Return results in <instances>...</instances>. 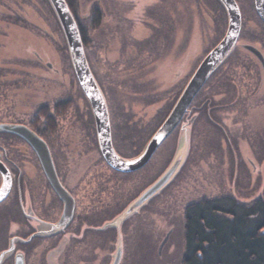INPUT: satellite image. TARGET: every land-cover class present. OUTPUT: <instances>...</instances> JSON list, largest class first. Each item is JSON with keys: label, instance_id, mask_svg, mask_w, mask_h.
Masks as SVG:
<instances>
[{"label": "rangeland", "instance_id": "1", "mask_svg": "<svg viewBox=\"0 0 264 264\" xmlns=\"http://www.w3.org/2000/svg\"><path fill=\"white\" fill-rule=\"evenodd\" d=\"M68 1L70 2V0ZM177 1L183 2V0ZM199 1L186 0L188 23L183 27L184 29L177 28L174 31V39L171 41L163 38L158 39V37H163L161 29H143V23L140 22L136 23L138 26L135 30H131L127 34L128 39L125 41L127 49H124L123 46L120 47L123 43L122 35H124L121 30H110L111 36H109L106 46L99 30L90 32V44H92L90 52L96 71L103 77L104 58L108 60L110 68L115 66V74L109 76V79L100 78V80L103 79L104 86H109L111 91L127 82L121 78L119 73L123 70L127 73L124 64L135 66L138 60V64L146 62L145 67L140 69L148 73L141 76L137 80L138 82L130 81L139 85L138 93L141 94L138 95L140 96L139 102L135 104L137 115L141 120L139 122L140 129L143 125L150 123L152 118L155 122L157 117L159 119L163 116L164 109L173 102L176 92L189 79L198 63L224 32L225 27L218 24L219 20L209 8L211 6L204 0L201 3ZM84 2L75 0V9L80 15L88 10L87 0ZM150 2L141 5V7L144 8ZM162 4L149 8L162 10L152 15V18L157 19L158 22H163L164 19L163 10L166 8ZM143 8L136 12L140 15L145 11ZM245 16L251 22L245 28L251 45L264 52V34L259 30L263 26H256L253 23L256 19L249 13ZM154 20L152 22H155ZM255 41L259 44H256ZM170 42L171 50L169 51L165 49V46ZM121 48L122 52L119 51ZM153 52L158 55L153 62L149 63L150 55H153ZM135 53L139 54V58L136 61L127 62V59H130L129 56L135 55ZM35 54H38L41 60L36 64ZM17 57L26 58L21 62L25 68L19 78L14 76L19 72L17 62L14 64L15 71H13L14 69L13 73L10 71V65L13 59L16 61ZM69 60L65 39L48 0H0V66H5L6 69H9L8 72H11L6 78L13 74L11 77L18 78L19 84L23 82L21 90L11 94L12 100L14 96L16 102L17 99L27 101L28 105L42 101L43 104H49L48 113L54 115L56 111L53 110V106L64 98L62 92L65 89L64 84L69 78L66 75L70 71ZM116 61L123 65L115 64L113 66ZM47 62L52 65L51 69L46 67ZM250 64L254 63L253 58L251 59L249 56L247 59L239 61L237 63L239 74L243 72V66L249 69ZM257 65L259 71H262L259 63ZM51 77H54V80H51ZM116 97L120 101L123 95L117 93ZM0 102H2L1 99ZM57 108L61 112L64 105H58ZM239 110H233L236 115L235 121L238 123L229 120L230 117L228 118L225 109L215 113L221 119L223 128L229 133L228 137H226V133L216 129L208 119L199 127L197 134L193 133L190 136V126L192 123L196 125L197 119L193 118L192 122L187 120L186 125H181L178 132L170 137L163 149L154 157L151 166L155 167L153 170L149 169L146 175L144 174V179L141 177L143 173H140L131 176L127 181L122 177L120 178L121 182H116L115 179L111 180V176L110 180H107L98 165L97 169L100 172L97 173V179L102 183L100 186L103 189L108 188L107 192L106 189L102 191L101 196H107L108 202L117 204L114 195L115 197L118 195L122 202L121 211L101 226L108 228L109 232L97 234L94 237L96 240H93L90 247L86 246L87 243L83 241L86 239L77 238L73 244L74 247L72 248L70 245L68 253H63L62 248L58 247L55 252L45 256L43 264H111L117 246H120L122 250L119 264H138L137 260L143 254H146L147 257L142 264H173L179 259L182 249V213L186 204L227 193L242 200H249L252 196L260 195L264 190V108L248 106L245 110ZM43 111L41 119L46 120L45 110L43 109ZM54 118L57 120L59 129L58 138L63 139L61 131L63 124L66 123L65 120L69 121L68 117L57 116ZM0 121H4L1 116ZM157 126L158 124H156ZM71 135L78 139L72 140L73 138L70 136V148H73L77 141L79 143L81 141L77 134ZM64 139L65 143L68 138ZM216 144H218V148ZM73 158L75 162H78V158L75 156ZM175 159L179 160L180 165L171 181L152 197V201L148 205L146 202L127 218L119 220V217L124 215L127 208L138 197V195L135 196L130 202L123 205L127 199V193H132L133 188L142 193L166 172ZM86 161L87 158L73 164L83 167L87 166L88 162ZM152 171H155L153 182L150 179L153 175L150 174ZM105 174L110 175V172L107 171ZM97 179L95 175L91 176V186L87 185L85 192L96 188ZM84 181L86 178L84 179L78 168L70 173V181L65 179L67 185L78 188L83 185ZM117 183L118 185H116ZM148 183L147 188H144V185L146 186ZM80 196H82V192H80ZM81 206L83 207V205ZM167 234L168 238L159 250V246ZM62 258L67 263H62Z\"/></svg>", "mask_w": 264, "mask_h": 264}, {"label": "flooded vegetation", "instance_id": "2", "mask_svg": "<svg viewBox=\"0 0 264 264\" xmlns=\"http://www.w3.org/2000/svg\"><path fill=\"white\" fill-rule=\"evenodd\" d=\"M150 1L87 0L88 10H85L83 15H80L75 9V0H70V3L65 0L78 30L81 28L85 31V40L82 46L86 62L106 104L112 147L118 156L123 159H132L142 153L158 127L170 113L189 79L176 92L173 102L164 109L163 116L159 119L157 117L155 122H153L154 118H152L150 123L143 125L140 129L139 122L141 120L137 115L135 104L139 102L140 96L138 95L141 94L138 93L139 85L130 81L138 82L137 80L141 76L143 77L148 73L140 69L145 67L146 62L138 64V60L135 66H126L124 64L127 73L124 70L119 73L121 78L127 80V82L119 85L116 90L111 91L109 86H104L103 79L100 80V78L109 79V76L115 74L114 65L122 63L116 61L113 64L114 67L110 68L108 60L104 58L102 67L105 69H103V77H101L92 61L90 32L99 30V34L103 35V41H105L106 46L109 36H111L110 30H121L124 35H122L121 41L123 43H121L120 47L123 46L124 49H127L125 43L128 39L127 34L129 31L135 30L136 26H138L136 23L140 22L143 23V29H161L163 37H158V39L163 38L171 41L174 39V31L177 28L184 29L183 27L188 23L186 0H183L182 3L177 0ZM204 1L211 6L209 8L215 14L216 19L219 20L218 24L225 27L222 36L207 51L204 55L205 57L225 35L227 15L219 0ZM234 1L237 4L241 22L239 35L232 51L194 96L176 128L160 144L147 163L133 172L123 173L115 171L104 161L98 146L96 125L90 102L78 84L70 60V71L66 74L69 78L64 84L65 89L62 92V97L64 98L53 106V110L56 111L54 115L48 113L49 104H43L42 101L28 105L27 101L17 99L16 102L14 96L12 100L11 94L21 90L20 88L23 86V82L19 84L18 78L24 71L25 66L21 62L26 59L25 57H17L16 61L14 59L12 61L13 65L17 62L19 72L14 74V76L18 78H12L11 75L13 74L6 78L13 69L15 71V65H10L11 72H8L9 69H6L5 66H0V99L2 101L0 102V116L4 120L0 121V189L5 188V194L0 199V264H18V262H21V264H43L45 256L55 252L58 247L62 248L63 253L66 254L70 251V245L73 248V244L80 237L86 239L83 241L87 243L86 246L90 247L93 240H96L94 237L97 234L109 232L108 228H102L101 226L114 216H117L122 209V202H120L118 195L116 197L114 195L117 204L108 202L107 196H101L102 191L106 189L107 192L108 188L105 187L103 189L100 186L102 183L97 179V173L100 172L97 169L98 165L107 180H110L111 176V180L115 179L116 182H121L120 178L122 177L127 181L131 176L140 173H143L141 177L144 179V174L146 175L149 169L153 170L155 167L151 166L154 157L159 154L170 137L178 132L181 125H186L187 120L192 122L193 118L197 119V124L194 125L192 123L190 126V136L193 133L197 134L199 127L208 119L216 129L226 133V137H228L227 134L229 133L223 128L221 119L215 113L225 109L228 118L230 117L229 120L236 123L234 112L236 109L241 111L248 106L264 108V52L258 47L251 45L249 36L245 32L247 24L251 22L245 15L249 13L253 16L256 19L253 22L256 26L264 27V23L256 13L254 0ZM147 2L150 3L146 4L144 8L141 7ZM201 2L202 0L199 1V3ZM160 3H163L162 5L166 8V10H163V22H158L157 19L154 20L155 18H152L153 13H158L162 11L161 9H149L153 6L158 7ZM77 7H79L78 4ZM142 8L145 11L139 15L136 10L140 9L141 11ZM153 20L155 22H152ZM263 27L259 28L262 34H264ZM255 43L259 44L256 41ZM248 47L254 48L259 55L249 50ZM170 48L171 42L165 46V49L169 51L171 50ZM119 51L122 52V48ZM157 55V53L153 52V55H150L149 63L153 62ZM247 56L251 57V59L253 58L254 64H250L249 69L243 66V72L239 74L237 63L247 59ZM34 58L36 60L35 62L33 59L35 64L41 61L38 54H35ZM129 58L127 62L136 61L139 58V54L135 53ZM258 63L262 71H259ZM46 67L51 69L52 65L47 62ZM239 67L241 68V66ZM55 72L57 73L58 71ZM51 80H54V77H51ZM117 93L123 95L120 101L116 97ZM58 105H64V109L61 112L57 110ZM43 109L47 116L46 120L41 119L44 113ZM57 116L68 117L69 120H65L66 123L63 124L61 131L63 139L58 138L57 135L59 129L56 123L57 120L54 118ZM156 124H158L157 127ZM71 134H77L81 141L80 143L77 141L73 148H70L69 138L70 136L72 137ZM65 137L68 140L64 143ZM82 139L84 140L82 141ZM227 139L229 140V138ZM31 140L34 141L36 147ZM72 140L78 139L73 138ZM38 141L45 144L58 182L71 197L72 207L70 208L69 206L70 212L67 211L66 201L55 191L45 173L40 155L42 150L39 149L36 143ZM216 147L218 148V144H216ZM74 156L78 158V162H75ZM86 158L87 166L74 165L79 163L81 159ZM77 168L78 171L82 172L86 181L83 182L80 188L76 186L70 187L65 182V179L70 181V173L72 170H77ZM107 171L110 172V175L105 174ZM150 174H153L150 178L151 182H153L155 180V171ZM92 175H95L97 179L96 188L90 192H85V187H88L87 185L91 186L90 182L92 181L90 179ZM148 185L149 183L146 186L144 185V188H147ZM80 192H82V196H80ZM140 193L133 188L132 193H127V199L123 205L130 202L135 196H139ZM151 199L147 201L146 205L152 201ZM62 263L67 262L62 258Z\"/></svg>", "mask_w": 264, "mask_h": 264}, {"label": "water", "instance_id": "3", "mask_svg": "<svg viewBox=\"0 0 264 264\" xmlns=\"http://www.w3.org/2000/svg\"><path fill=\"white\" fill-rule=\"evenodd\" d=\"M219 1L223 5L227 15V28L225 35L223 36L221 41L199 63L194 73L189 78L180 96L178 97L177 101L175 102L170 113L158 127L142 153L132 159H123L118 156V154L112 147L106 104L87 65L79 30L77 28L73 15L71 14L65 0H48L65 39L74 75L78 81L79 86L86 94L90 102L96 125V135L100 153L106 164L113 170L126 173L133 172L144 166L154 154L156 149L160 146V144L176 128L197 92L232 51L240 31V13L234 0ZM254 6L256 13L264 23V0H254ZM248 49L259 55V53L254 48L248 47ZM32 142L35 146L34 141ZM36 143L39 146V149L42 150L41 153L40 151L39 153L41 155L45 173L48 176L50 183L54 187L55 191L60 195L62 199L66 201L67 211L70 212L69 206L70 208L72 207L71 197L58 182L46 146L44 143L39 141ZM179 165V160L175 159V161L166 170V172L163 173L151 186L145 189L131 203V205L125 211L124 215H121V217H119V220L122 221L124 218H127L134 211H137L150 198L159 193L171 181ZM4 194L5 188H1L0 199L3 198ZM167 238L168 234L162 240L159 246V250L162 248ZM121 254V247L117 246V250L115 255L113 256L111 264H119ZM18 264H21V262H18Z\"/></svg>", "mask_w": 264, "mask_h": 264}, {"label": "trees", "instance_id": "4", "mask_svg": "<svg viewBox=\"0 0 264 264\" xmlns=\"http://www.w3.org/2000/svg\"><path fill=\"white\" fill-rule=\"evenodd\" d=\"M79 34L84 44L85 31ZM181 238L173 264H264V190L249 200L227 193L186 204Z\"/></svg>", "mask_w": 264, "mask_h": 264}]
</instances>
